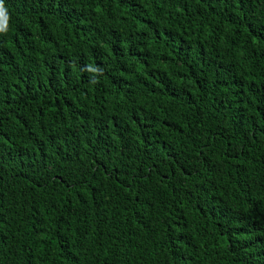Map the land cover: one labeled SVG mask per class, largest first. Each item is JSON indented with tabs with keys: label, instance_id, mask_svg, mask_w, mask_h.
<instances>
[{
	"label": "trees",
	"instance_id": "trees-1",
	"mask_svg": "<svg viewBox=\"0 0 264 264\" xmlns=\"http://www.w3.org/2000/svg\"><path fill=\"white\" fill-rule=\"evenodd\" d=\"M0 264H264V0H2Z\"/></svg>",
	"mask_w": 264,
	"mask_h": 264
},
{
	"label": "clouds",
	"instance_id": "clouds-1",
	"mask_svg": "<svg viewBox=\"0 0 264 264\" xmlns=\"http://www.w3.org/2000/svg\"><path fill=\"white\" fill-rule=\"evenodd\" d=\"M0 16H2V17L5 16V11H4V8H3L2 0H0ZM3 30H4V27H0V31H3Z\"/></svg>",
	"mask_w": 264,
	"mask_h": 264
}]
</instances>
